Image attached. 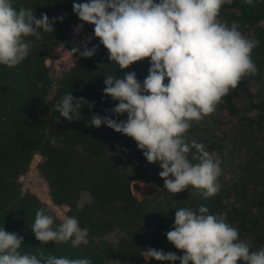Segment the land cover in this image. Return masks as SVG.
Returning a JSON list of instances; mask_svg holds the SVG:
<instances>
[{
    "label": "trees",
    "instance_id": "16d2710c",
    "mask_svg": "<svg viewBox=\"0 0 264 264\" xmlns=\"http://www.w3.org/2000/svg\"><path fill=\"white\" fill-rule=\"evenodd\" d=\"M72 3L73 0H14L15 8H31L37 17L45 13L50 19L59 16L64 19L56 20L55 31L42 33L41 40L33 36L26 38L32 42V47L20 64L12 68L0 65V227L23 237L22 253L42 251L57 257L89 258L93 264L108 261L111 264H169L148 258L147 250L155 248L182 255V250L167 241L164 233L172 230L175 209H197L204 205L210 213H227V222L239 229L240 239L246 241L251 250L264 246V198L252 199L246 188L250 183L256 185L264 181V163H260L264 151H260L257 142L264 132V96L259 102L254 100L260 98L252 88L256 73L242 77L237 87L222 97L215 117H209L215 133L200 142L209 153H221V156L231 145L228 161L220 164V191L203 198L193 195L191 188L173 194L161 186L142 198L136 197L131 191V182L155 180L162 169L158 163L146 161L131 137L106 125L94 127L90 119L93 114L126 119V113L115 117L106 111L118 101L104 96L103 81L107 75L123 78L126 72L134 71L142 82L148 74L150 58L120 69L109 61L107 49L96 37L90 47L97 46L95 54L83 57L65 74L55 93V103H48L49 76L44 66L43 48L47 41L65 35L71 24L82 23L73 12ZM217 19L229 25L236 22L244 36L259 41L252 50V60L257 69L264 68V0H257L254 5L232 0L231 4L221 7ZM69 92L84 100L78 101L82 107L81 117L71 122L61 117L57 123L59 113L55 105ZM89 103L93 105L91 108ZM249 110H254L253 116L246 114ZM230 117L233 118L230 120ZM241 126L248 127L247 142L255 147L256 157L251 156L247 161L230 158L235 147L232 136ZM52 137L56 138L55 147L50 143ZM186 138L194 140L188 133ZM113 140L122 141L128 154V166L116 161L109 152V143ZM35 151L44 156L39 169L50 185L53 199L63 200L69 207L68 216L76 217L79 225L89 230L90 244L82 243L76 248L70 242L57 244L58 250L54 252L50 244L37 242L31 226L40 209L39 203L29 194L21 195L18 183L19 174L27 170ZM193 153L195 149L189 153V159ZM227 170L230 174L226 176ZM82 195H86L87 200L78 206ZM54 222L58 224L55 218ZM111 232L117 233L114 242L105 239ZM171 264H179V260Z\"/></svg>",
    "mask_w": 264,
    "mask_h": 264
},
{
    "label": "clouds",
    "instance_id": "9594fccd",
    "mask_svg": "<svg viewBox=\"0 0 264 264\" xmlns=\"http://www.w3.org/2000/svg\"><path fill=\"white\" fill-rule=\"evenodd\" d=\"M254 5L257 0H243ZM232 0H73L72 10L82 22L94 25L93 34L108 51V59L118 68L150 58L143 82L136 73L123 78L107 75L104 96L118 101L108 115L93 114L90 124L101 125L131 137L149 163H158L164 189L178 193L193 189L203 198L216 195L221 188L220 160L203 143L188 141L192 122L211 115L222 97L235 89L246 75L258 69L252 50L259 41L244 36L239 25L218 21L220 9ZM14 0H0V65L15 67L24 61L42 33L55 31V21L64 16L39 17L31 8H15ZM83 25H78L80 28ZM97 46L85 47L80 55L91 57ZM73 52L78 49H73ZM167 78V83H164ZM103 98V97H102ZM82 98L66 93L55 110L66 121L81 117ZM84 101V100H83ZM93 106L91 103L88 105ZM50 143L56 146V138ZM195 149L192 159L189 153ZM196 161V162H193ZM227 213H210L207 206L175 209L170 231L164 233L182 255L149 248L148 258L179 264H264V246L253 251L240 239L239 229L227 222ZM35 238L45 244L69 243L79 247L88 236L73 216L59 224L45 208L35 213L31 226ZM23 237L0 227V264H93L89 258L57 257L39 251H20Z\"/></svg>",
    "mask_w": 264,
    "mask_h": 264
},
{
    "label": "rangeland",
    "instance_id": "374dc122",
    "mask_svg": "<svg viewBox=\"0 0 264 264\" xmlns=\"http://www.w3.org/2000/svg\"><path fill=\"white\" fill-rule=\"evenodd\" d=\"M83 25L78 28V25ZM94 25L87 22H82L79 24H71L69 26L68 32L61 37V34L55 37L53 40L47 41L43 48L44 55V66L47 69L49 76V91L47 93V102L55 103V93L58 89L59 84L63 81V78L67 72H70L76 67L78 62L83 58L80 52L84 50L85 47L90 48L96 37L93 34ZM65 30V29H64ZM78 49V51L73 52V49ZM143 82V81H142ZM252 88L255 93H259L260 98H254V100H263L264 94V68L258 69L255 78L252 81ZM250 103H248L249 106ZM247 115L253 116L254 110H249L246 112ZM214 112L211 115L205 116L201 121L192 122V127L188 130V135L192 137L197 142H202L203 140L214 135V124L209 119V117H215ZM221 117V115H220ZM233 117H230L231 120ZM240 133L237 137L235 135ZM248 133V127L241 126L240 130H236L232 138L235 142V147L231 151V157H234L236 161L240 159H245L247 161L251 156L256 157L254 153L255 147L248 144L246 139V134ZM263 134V136H261ZM260 135V139L257 140L260 145V151H264V132ZM232 141V139H231ZM109 152L112 154L114 159L119 163H124L128 166V154L121 140H113L109 143ZM231 145H228L226 150L221 156V153H214L215 157H218L221 163L228 161L227 154L230 155ZM261 152V153H262ZM262 156L263 153H262ZM44 160V156L35 151L29 162V166L26 171L22 172L18 176V183L20 184L21 195H27L34 197L40 208H45L48 214L53 215L57 223L59 224L64 216H68L69 207L63 201L60 200L56 202L52 195L50 185L39 169V164ZM220 163V164H221ZM264 163V158L260 162ZM230 174L229 170L225 171V175ZM155 180L151 181H132L131 191L139 198H142L145 194L150 192L153 188H158L164 186L163 179L159 175H155ZM161 183H159V182ZM250 197L252 199H262L264 198V181L259 184L250 183L246 186ZM87 200L86 195H82L78 201V206L82 205ZM117 233L111 232L105 236V239L111 242L116 240ZM96 240V237L94 238ZM37 242H40L37 240ZM91 239L86 238L84 244H90ZM47 245H51L54 252H57L58 247L54 242H47ZM44 244V245H45ZM106 261V260H105ZM106 264H111V262H106ZM116 264V263H112Z\"/></svg>",
    "mask_w": 264,
    "mask_h": 264
}]
</instances>
